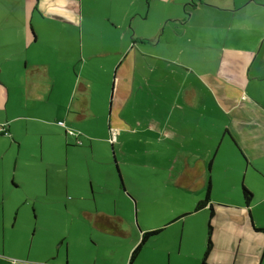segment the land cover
I'll return each instance as SVG.
<instances>
[{"label":"crops","instance_id":"crops-1","mask_svg":"<svg viewBox=\"0 0 264 264\" xmlns=\"http://www.w3.org/2000/svg\"><path fill=\"white\" fill-rule=\"evenodd\" d=\"M49 18L57 22L44 21ZM52 33L54 39L47 38ZM18 92L23 101L16 113ZM68 95L77 100L65 118L72 126H91L106 117L96 112L108 109L110 142L121 141L124 154L173 156L166 166L171 186L197 190L198 203L210 186L206 206L197 210V203L173 220L202 213L196 264H264V221L255 212L264 203V0H0V128L7 132L0 136L17 144L14 172L23 165L32 174L28 186L24 179L14 186L26 188L20 200L59 202L53 191H63V199L75 200L72 208L92 227V236L108 240L102 242L106 248L119 247L123 264H129L145 232L161 230L142 251L166 228L137 231L131 218L100 206L97 194L106 184L90 179L91 171L57 170L63 180L44 182L43 150L19 161L18 122L27 128L38 120L32 117L38 104L44 110L72 107ZM69 132L76 145L97 141L92 134ZM146 167L151 169L142 165L143 175L162 166ZM72 184L74 200H68ZM244 187L251 192L249 203ZM209 221L215 254L206 262L213 252L204 260ZM15 229L0 205V264L76 263L69 251L83 239L73 237L71 226L44 260L31 258L33 237L28 251L8 245V231Z\"/></svg>","mask_w":264,"mask_h":264},{"label":"rangeland","instance_id":"rangeland-1","mask_svg":"<svg viewBox=\"0 0 264 264\" xmlns=\"http://www.w3.org/2000/svg\"><path fill=\"white\" fill-rule=\"evenodd\" d=\"M44 21L57 22L52 18ZM57 34L62 35L61 33ZM31 36L34 37L32 33ZM53 36L52 33L47 38L54 39ZM69 79L67 76L64 83H68ZM99 89L95 88L93 99L97 98L96 91ZM110 91L111 88H109V93ZM68 98H70L68 102H71L70 95L67 96ZM22 101L23 96L18 92L16 94L18 105L15 109L16 113L21 111ZM75 102L77 100L72 101V107L67 105L65 110L52 107L45 110L44 108L38 109L40 106L38 104L37 109L32 111V117H38L36 118L38 120L28 121L27 128H24L23 121L18 122L17 133L22 141L19 161L23 158H30L32 153L39 155L43 150L45 160L39 166L44 173L42 175L44 182L48 178L53 180L54 177L58 181L63 180L64 172L59 177L55 174L57 170L68 169V172L75 175H79L83 171L86 173L91 171L90 179L94 177L98 184H106L103 192L97 194L100 206L111 209V212L116 210L120 215L131 218L134 230L138 231L140 227L166 228L162 235L153 239L143 251L140 250L135 257L134 264H196L199 257L198 224L201 223L199 218L202 213L191 215L193 217L189 216L190 218L187 217L186 220L184 218L175 222L173 220L184 213L193 211L200 200L199 192L190 186L184 190H175L171 186L170 182H173L170 180L171 170L166 166L173 156L168 155L167 157L162 153L161 155L148 154V157L124 154L121 141H116L114 144L110 142V132L107 127L108 109L105 112L97 111L98 118L106 117L91 126L85 124L82 125V129L72 126L65 118L67 115H73ZM59 121H65V125H61ZM69 129L76 131L75 133L79 131L83 134H92L97 137V141L90 146L87 143L82 146L76 145ZM40 136H43V140L40 139ZM65 138H68L69 142ZM133 145L137 147V144ZM17 150V144L9 135L0 136V205L4 208L7 220L16 224L15 230L8 231V245L16 251H28V241L33 237L35 243L31 258L44 260L48 252L51 250L56 252L60 246L56 242L57 237L65 235L71 226L73 237L83 239L75 245L76 247L72 246L69 251L71 256L76 258L75 264H123L120 248L104 247L102 242L108 240L102 236H92V232H94L92 227L80 222L77 212L72 208V204L75 202L72 196L74 190L72 186L76 184V181L71 185L70 194L67 195L68 200L74 201L68 202L66 198L62 197L63 191L55 190L53 192L59 197V202L58 199L56 202L43 199L28 205L22 204L20 199L26 192V188L15 189L14 186L22 179L28 186L32 174L29 171L31 167H23V165L18 168L17 173L14 172ZM153 162L159 163L162 167L158 168L154 174L147 171L149 176L143 175L142 165L146 169H151L146 165ZM87 185V189L91 193V182L89 181ZM65 202L69 207H65ZM115 202L117 206L113 207ZM255 212L256 217L264 221V203L260 202ZM67 218L70 219V226L66 223ZM205 229L207 230V225ZM68 235L66 234V236ZM91 238L96 241V244L91 241ZM21 247L23 248L19 249ZM62 249L63 257L61 258L65 263L68 261V251L66 246ZM214 254L215 250L206 262L214 260ZM48 264H54V261H50Z\"/></svg>","mask_w":264,"mask_h":264},{"label":"trees","instance_id":"trees-1","mask_svg":"<svg viewBox=\"0 0 264 264\" xmlns=\"http://www.w3.org/2000/svg\"><path fill=\"white\" fill-rule=\"evenodd\" d=\"M209 195H210V186H208L207 189V193L205 195V198L203 200H201L198 205H197V210L202 209L204 206H206L209 203ZM243 195L245 200L247 201V203H249V201L251 200V192L249 190H247L245 187L243 189ZM213 217V212L211 211L210 214V218ZM161 232V230H156V231H151V232H145L141 238L140 243L135 247V249L133 250L130 260H129V264H132L135 256L140 252L142 246L144 245V243H146L148 241V239L150 237H153L157 234H159ZM208 237H207V245H206V250L204 253V260L207 258V256L209 255V253L212 250V246H213V242H212V226L210 224V221L208 223Z\"/></svg>","mask_w":264,"mask_h":264},{"label":"built area","instance_id":"built-area-1","mask_svg":"<svg viewBox=\"0 0 264 264\" xmlns=\"http://www.w3.org/2000/svg\"><path fill=\"white\" fill-rule=\"evenodd\" d=\"M61 125H63V124L61 123ZM0 131H1V132H4V133H7L6 130H5L4 128H0Z\"/></svg>","mask_w":264,"mask_h":264}]
</instances>
